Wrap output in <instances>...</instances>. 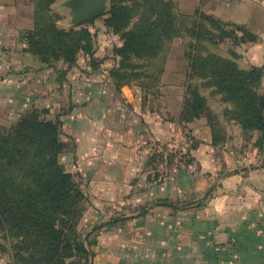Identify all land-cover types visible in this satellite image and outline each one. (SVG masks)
<instances>
[{"label":"rangeland","instance_id":"obj_1","mask_svg":"<svg viewBox=\"0 0 264 264\" xmlns=\"http://www.w3.org/2000/svg\"><path fill=\"white\" fill-rule=\"evenodd\" d=\"M16 1L19 3L14 15L18 17V26L21 23L24 26L32 23L31 28H25L28 29L26 36L35 28L36 14L42 17L44 25L53 21L62 29H90L93 33V50H80L74 63L62 58L43 62L40 56L27 49V45L22 48L21 44L17 45L16 52L19 56L22 52L32 55L31 57L38 61L33 67L26 69L25 66H20L21 63L13 57L11 49H5L6 46H3L1 54L4 67L0 71V134L8 132L23 113L34 108H39L41 112L43 110L42 116H58L62 119L63 139L69 142V148L61 160L74 174L86 195L79 211L81 217L78 230L84 236L95 240L101 228L109 226L107 223L116 219V226H122L123 230L133 236L132 243L140 244L139 234L145 229L141 223L148 225L152 232L162 238L174 234L177 225L179 251L186 248L187 233L194 232V236L198 237L196 240H199L202 234L216 233L218 227L209 221L217 218L218 203L222 197L219 193L222 187L227 186L225 181L232 177L228 185L233 186L235 182L231 174L241 168L250 171L248 167L243 168L254 164L250 162V155L258 154L262 157L264 151L255 145L260 131L248 133L233 116V101L225 99L216 86L208 85L207 78L192 75V57L189 53L192 52L190 43L193 38L188 35L178 37L168 43L165 52L155 59H131V63H142L143 66L136 68V72H133L132 68H124L122 71L128 74L117 75L113 71L118 68L120 58L114 55L113 49L122 43V40L119 34H114L105 24L106 14L75 24L72 21V9L65 5L67 0ZM2 9L3 12L12 10L4 6ZM192 21L188 20V23ZM6 22L8 19H3L2 29H9ZM218 39L216 34L215 40ZM228 41H231L230 37L217 44L203 40V44L209 48L208 52L232 55ZM172 58L185 62L186 78L180 88V95L187 92L188 96L196 89L206 100L207 112L201 118L189 122L183 119V113L176 117V130H172V135L167 140L153 141L144 154L145 158L130 165V170L136 174L128 179H117L119 189H125L126 192L110 199L103 195L100 201L96 193L93 196L90 189L92 180L97 181V177L87 181L94 171L90 169L89 163L82 166L83 160L79 161V148L83 151L84 145H77L76 133L85 135L87 148L91 130L89 120H82L85 122L81 123L73 117L74 95L79 90L92 89L93 82L90 79H94L92 76L97 74L101 78L95 82L98 84L96 87L106 88V98L111 103V115L113 123L116 124L121 122V107L129 108L123 90L136 93L142 91L143 101L149 104L152 100L149 107L158 106L154 102V95L168 89L162 77L167 62ZM10 63L14 64V70L8 73ZM42 75L45 77L42 78ZM102 75H112L113 80L107 81ZM258 91L264 93L261 83ZM47 92H50V98H47ZM55 94L56 98H51V95ZM224 103L231 104V107H224ZM232 121L239 124L241 129L237 131L233 126L229 128L227 122L231 124ZM115 130L122 135L120 127ZM243 156L246 159L242 158ZM83 172L87 173V176H84ZM151 230L147 229V233H151ZM6 234L5 230H0V264H13L15 258L11 240L4 236ZM153 241L155 240H149L147 246L153 248ZM67 264H90V259L87 263L85 260L71 259Z\"/></svg>","mask_w":264,"mask_h":264},{"label":"trees","instance_id":"obj_2","mask_svg":"<svg viewBox=\"0 0 264 264\" xmlns=\"http://www.w3.org/2000/svg\"><path fill=\"white\" fill-rule=\"evenodd\" d=\"M43 23L36 14L35 28L26 36L27 49L43 62L62 58L74 63L80 50H93L90 29L66 30L53 21ZM105 24L122 39L113 49L120 58L113 73L123 76L128 74L124 68L136 72L143 66L131 59H155L175 38L191 36L192 75L207 78L208 85L233 101V116L248 133L260 131L255 145L264 151V93L258 91L264 68H241L233 58L208 52L203 44V40L217 44L228 37L235 42L255 41V34L204 13L189 24L168 0H111ZM206 104L194 89L186 97L183 119L201 118ZM42 113L39 108L27 111L0 134V230L11 240L13 264H67L71 259L87 263L95 240L78 230L85 191L61 160L69 148L62 119Z\"/></svg>","mask_w":264,"mask_h":264},{"label":"crops","instance_id":"obj_3","mask_svg":"<svg viewBox=\"0 0 264 264\" xmlns=\"http://www.w3.org/2000/svg\"><path fill=\"white\" fill-rule=\"evenodd\" d=\"M168 1L173 2L177 15L186 17L190 21L200 19L204 13L225 23L248 29L257 36V40L235 42L230 38L231 41L228 42L232 55L228 53L221 55L233 58L244 69L253 66L264 68V0ZM18 3L16 0H0V71L4 67L1 60L3 46H6L5 49H11L13 57L26 69L38 63L31 57L32 55L22 52L19 56L16 52L17 45L21 44L22 48L27 45L25 39L28 29L25 28L32 26L31 22L29 26H24L22 23L18 26V17L14 15ZM3 6L12 10L3 12ZM110 8L111 0L104 14ZM3 19H8L6 23L9 29H2ZM239 33L242 34L238 31ZM22 58L25 60L23 61ZM184 69V61L169 59L162 77L168 89L154 95L157 107H149L152 100L149 104L143 101L142 91L136 93L132 90L130 92L123 90V96L129 108L121 107V122L116 124L113 123L111 115L113 112L111 103L106 98V88L103 89L102 86L97 89L96 87L98 84L95 82L101 78L97 74L92 76L94 79H90L93 82L92 89L79 90L74 95L73 117L81 123L85 122L82 120H89L91 130L90 144L87 148H85V135L76 133L77 145L79 147L84 145L83 151L79 148V161L83 160V165L79 164L86 166L89 163L90 169L94 171L87 181L97 177V181L92 180L90 189L93 196L96 193L100 201L103 195L110 199L126 192L125 189H119L117 179L119 177L128 179L136 174L130 170V165L145 158L144 154L147 153V148L153 141L167 140L172 135V130L173 132L176 130V117L183 113L187 96V92L180 95V88L184 85L186 78ZM12 70H14V64L10 63L7 72L11 73ZM31 76L34 77V75ZM102 76L107 81L113 80L112 75ZM32 77L29 76V78ZM44 77L42 75V78ZM263 86L264 74L261 88ZM46 96L50 98V92H47ZM144 97L147 98L145 95ZM51 98H56V94L51 95ZM223 106L231 107V104L224 103ZM227 126L229 128L233 126L237 131L241 129L235 121L231 124L227 122ZM117 127L121 128L122 135L115 130ZM251 156L250 162L254 164L243 167L250 168V171H244L241 168L231 174L235 182L233 186L228 185L232 177L227 175L228 180L225 181L227 186L222 187L219 193L222 197L218 203L217 218L209 221L218 227L216 233L202 234L199 240H196L198 237L194 236V232L187 233L186 248L179 251L177 250L179 239L177 225L174 234L162 238L159 234L152 232L148 225L141 223L145 229L139 234L140 244H135L132 243L131 233L123 230L122 226H116L114 222L101 228L95 242L90 245L91 248H89L92 251L89 258L90 264H264V156L261 157L258 154ZM242 158L246 159L244 156ZM83 175L87 176V173L83 172ZM147 229L153 234L147 233ZM90 239L93 240L89 237ZM151 239L155 240L153 248L146 244Z\"/></svg>","mask_w":264,"mask_h":264},{"label":"water","instance_id":"obj_4","mask_svg":"<svg viewBox=\"0 0 264 264\" xmlns=\"http://www.w3.org/2000/svg\"><path fill=\"white\" fill-rule=\"evenodd\" d=\"M72 9V21L80 24L103 15L109 8L108 0H67Z\"/></svg>","mask_w":264,"mask_h":264}]
</instances>
